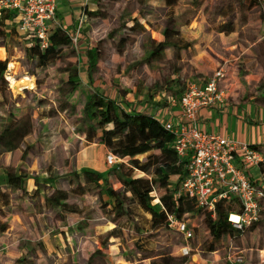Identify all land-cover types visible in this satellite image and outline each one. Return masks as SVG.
<instances>
[{
    "label": "rangeland",
    "instance_id": "rangeland-1",
    "mask_svg": "<svg viewBox=\"0 0 264 264\" xmlns=\"http://www.w3.org/2000/svg\"><path fill=\"white\" fill-rule=\"evenodd\" d=\"M106 1L92 0V7L96 9L97 3L103 4ZM148 1L152 3V15L140 20L144 31L139 29L137 32H132L128 29L132 25L129 22L130 18L137 13L136 0H119L105 20L84 18L80 30L81 39L78 40L75 48L76 58L73 62L77 66L79 78L87 82V85L80 81V87L72 95H70L72 86L60 84V76L55 67L48 71H36L34 63L25 56V49L33 43V40H25L17 33L15 17L4 14L6 40L3 41V46L0 41V60L16 65L14 73L8 72L7 75L13 76L15 80L28 77L34 85L32 90L17 91L5 80L8 105L31 113L35 124L33 134L28 137L20 152L0 156L3 158L4 163L0 159V164L3 163V166L20 168V164H24L26 169L22 170L28 176L25 192L21 195L26 203L14 204L5 210V214L11 215L9 219L12 228L8 233L11 256L18 257L20 253L22 256L26 253L42 254L50 251V257L46 258L43 264H88L89 257L96 250H101V254L91 264H148L150 259L141 260V258L174 254L182 244H189L195 249L199 247L201 250L204 242L209 240L204 225H200L199 221L191 217L188 218L190 225L199 227L195 229L194 238L189 242H185L173 229L151 226L149 217H143L142 214H140L141 219L136 221L138 226L136 229L128 227L124 221L116 220L114 206L99 207L95 197L90 194L71 195L70 202L79 208L80 213L67 215L65 221H60L54 211L44 208L40 203V196L32 201L29 193L26 192L31 186L28 185V179L34 181V178L42 177L45 171L55 178L64 177L68 174V168L72 171L90 169L108 178L114 189L122 190L121 184L113 177V173L118 169L108 168L103 162L106 153L110 151L100 147L96 142L89 149H85L87 144L78 138L80 137L77 133L78 127L73 125L70 113L59 110V105L67 98H71V101L79 100L77 110H81L88 97L93 92H98L113 99L128 112L146 113L150 109L157 112L160 108H170L171 100L179 99L188 84L198 86V82L206 83L212 78V73H208L209 69L204 71L196 63L194 57L197 52L191 47L187 52L180 54V60L173 59V50L170 49L164 52L161 60H152L150 65L143 61L149 55L148 51L161 43L162 37L159 31L163 26L164 15L168 12L167 9H161L158 0H143L144 3ZM233 1L200 0L201 6L194 8L191 6L192 0H179L172 14L183 15L185 18L197 15L199 18L195 20L196 23L202 22L201 25L218 29L223 22V18L216 15L218 10ZM262 16L263 11L258 17L253 15L252 26H256L258 18L262 19ZM185 20L183 19V22ZM191 24L196 25L194 22ZM124 32H128L135 41L125 47L123 55H119L115 46L119 36ZM187 38L190 39L189 35L183 36L185 42ZM81 40H84L86 45H95L98 42L101 44L102 53L98 57L97 66L91 77H87L86 62L79 44ZM212 42L219 44L214 39ZM221 48L219 44L215 51L222 52ZM222 65L214 69L217 71L223 68ZM244 69L242 67L240 71ZM224 70L226 72V69ZM65 76L62 78L63 82L66 81ZM227 99L226 97L225 101ZM40 101L43 104H40ZM4 105L0 102V117H6L8 107ZM49 110H55L51 117L39 120L38 114ZM27 146L30 149L23 159L22 155ZM4 158H7V161H4ZM138 159L144 162L145 156ZM120 164L127 165V160L119 162L118 165ZM134 176L144 177L137 171L134 172ZM175 180L176 177L170 179L171 189L177 185ZM62 185L66 186V183L63 182ZM17 200L18 197H13V201ZM103 204H111L110 199L105 196ZM231 206L232 212H237L238 205L232 202ZM114 228L117 237L107 239L106 235ZM39 230L46 232L45 241L33 242L30 234ZM233 258L234 260L242 258L243 264L246 261L244 253L240 251H235ZM17 261L18 264H35L34 260L28 261L24 257H19Z\"/></svg>",
    "mask_w": 264,
    "mask_h": 264
},
{
    "label": "trees",
    "instance_id": "trees-1",
    "mask_svg": "<svg viewBox=\"0 0 264 264\" xmlns=\"http://www.w3.org/2000/svg\"><path fill=\"white\" fill-rule=\"evenodd\" d=\"M119 0H107L103 4L97 3L94 11H84L85 17L90 19L105 20L109 17L115 3ZM131 1V0H129ZM161 9H167L164 15L163 28L161 30V43L148 51L149 55L145 60L151 64L152 60H161L164 52L173 50V59L180 60L181 53L187 52L191 42L183 40L180 27L188 25L190 18L183 15L175 16L173 9L179 0H158ZM136 12L129 22L132 24L128 29L137 32L145 30L140 23L141 19L152 15L151 2L136 0ZM191 6L199 8L200 0H192ZM264 8V0H234L225 8H220L216 14L223 18V22L217 29L223 34H231L243 27L248 20V15ZM183 19H186L183 22ZM189 19V20H187ZM5 16L0 18V41L6 40L4 30ZM125 29L123 28L122 31ZM121 32V31H119ZM11 39L13 37L11 36ZM49 45L41 50L37 43L33 42L25 49L27 60L34 63L36 71H48L55 67L60 76V84L71 85L70 95L80 87V78L77 66L73 62L76 58V50L71 42L70 36L62 29H56L49 35ZM135 38L124 32L119 36L116 43V51L123 55L125 47L134 42ZM1 43V42H0ZM101 44L89 45L84 52L86 72L91 77L95 70L98 57L102 53ZM7 61L0 60V102L8 107L6 117H0V156L13 155L20 152L26 144V138L35 129L34 119L31 113L23 112L21 108L8 105V98L5 94L7 82L4 74L7 69ZM66 75V76H65ZM66 77L63 82L62 78ZM72 97V96H70ZM43 104L42 101L39 102ZM79 100L71 101V98L59 105V110L69 112L73 125L78 127L77 133L87 145L102 143L105 148L122 160H127V165L120 164L118 170L113 173L122 186V190H116L110 184L108 178L90 171H71L62 178H55L47 172V177L34 178L36 186L35 195L40 189L44 190L49 186V192L43 193L44 206L56 213L60 221H65L67 215L79 214V208L70 202V196H85L90 194L95 197L98 206L105 208L114 206L116 220H122L128 227L136 229V221L143 217H149L150 225L158 228H169L168 215H173L178 221L189 222L188 218H195L200 225H204L209 234V240L203 244L202 251L214 252L224 247L223 243L232 236H238V231L232 229L228 220L232 212L231 203L235 200L221 201L216 204L215 218L209 213H203L196 208L195 202L183 196L175 197L179 182L184 176V162L180 161L173 149L174 136L165 130L159 119L152 115L140 112H128L121 108L113 99L93 92L81 110H77ZM55 110H49L38 114L39 120L51 117ZM256 148V146H251ZM27 146L22 158L29 151ZM258 149V148H256ZM259 150V149H258ZM145 156V161L138 158ZM140 172L144 177L134 176V172ZM264 173V166L260 167ZM177 176V185L170 188V179ZM28 176L21 168L5 166L0 169V203L7 207L12 200V194L18 192L22 195L25 192V183ZM65 182L67 190L62 188ZM152 193L157 194L159 204H154ZM108 197L111 204H103L104 197ZM238 205V204H237ZM237 212H240L239 206ZM193 238L195 229L199 226L191 224ZM7 225L0 226L4 232ZM170 229V228H169ZM116 228L109 231L107 239L116 238ZM105 247V244H104ZM96 250L90 257L88 264L101 254ZM156 256L142 257L141 260L155 258ZM158 257V256H157ZM186 257V256H183ZM184 258H177L171 254H164L150 261L149 264H183Z\"/></svg>",
    "mask_w": 264,
    "mask_h": 264
},
{
    "label": "crops",
    "instance_id": "crops-1",
    "mask_svg": "<svg viewBox=\"0 0 264 264\" xmlns=\"http://www.w3.org/2000/svg\"><path fill=\"white\" fill-rule=\"evenodd\" d=\"M91 1L57 0L56 14L59 29L71 35L79 25L82 27L85 9L87 8L89 11L95 10ZM261 11H263L262 19L259 17L257 25L252 26L251 17L253 15L258 17ZM197 18L199 16L191 15L188 25L180 27V31L182 36L189 35L190 39L187 38L186 42H191V48L197 52L194 59L204 71L209 69L208 73H212L213 76L216 71L214 67H219L220 64H223L222 66L227 72V79L224 85L228 98L224 103L217 106L200 109L197 117V126L200 130L207 133L227 136L237 142L256 146L264 154V8L248 15L247 23L243 27L227 35L218 32L217 29L201 25L202 22L196 23L195 20ZM193 22L197 26H192L191 23ZM159 32L161 33V31ZM213 39L219 42L222 52L218 53L215 51L219 44H213ZM79 44L84 55L89 45H86L84 40H81ZM242 67L245 69L240 71ZM80 81L82 84L87 85V82H84L82 78H80ZM206 83L204 81L198 82V86L202 87ZM171 107L160 108L157 112L150 109L144 114L152 115L156 119L164 121L175 120L179 117V108L176 105ZM78 138L81 141L83 140L80 137ZM97 144L105 149L102 143ZM93 145L94 143L86 145L85 149H89ZM104 154L105 151L102 154L103 157ZM0 159L3 162V158ZM4 161H7V158H4ZM103 162L105 161L103 160ZM3 163L0 164V167L4 165ZM262 166H264V163L258 168L249 169V176L252 179L264 176V173L260 171ZM20 168L26 169L24 164H20ZM68 170V173L72 171L70 168ZM86 171L92 172L90 169H86ZM42 177H47L46 171L42 173ZM175 181H177V176ZM27 182L28 185H31L26 190L30 195L29 197L32 198L31 200H37L40 196V203L44 206L43 193L45 190L49 192V186L35 195L36 186L34 181L28 179ZM62 188L68 189L64 185H62ZM13 197H18V200L13 201ZM21 197L18 192H15L12 194V200L7 207H3L0 203V226L7 225L4 232L0 231V264H18L17 260L19 257H24L28 261L34 260L35 264H43L46 262V258L50 257V251L42 253L43 255L37 252L36 254L26 253L22 256V253H20L18 257L15 256L16 258L9 254L10 244L8 240L10 236L8 237V233L12 225L9 219L11 215L5 214V210L14 204L19 205L22 202L25 204V199ZM238 234V236L229 237L223 243L224 247L214 252L209 253L199 250V247L195 249L191 248L189 244H182L178 248V252L171 255L179 259L184 258L185 262L183 264H234V253L235 251H240L245 256L246 261L244 264H264V208L259 221L249 230L243 233L238 232ZM30 237L33 242L45 241L46 232L44 230L32 231ZM184 246H187L190 250V254L186 257H182L180 253L181 248ZM156 258L158 257L151 258L150 261ZM147 263L149 264L150 262Z\"/></svg>",
    "mask_w": 264,
    "mask_h": 264
},
{
    "label": "built area",
    "instance_id": "built-area-1",
    "mask_svg": "<svg viewBox=\"0 0 264 264\" xmlns=\"http://www.w3.org/2000/svg\"><path fill=\"white\" fill-rule=\"evenodd\" d=\"M56 9L57 0H0V18L4 14L15 17L17 32L25 40H33L41 50L48 47L51 32L59 28ZM80 30L81 25L69 34L75 48ZM9 65L7 63L4 74L8 83L13 78L7 75L8 72L14 73ZM226 79L224 68H219L204 86L188 84L179 99L171 100V104L179 108V117L160 121L174 136L173 149L177 158L184 162L185 173L175 197L183 196L194 201L198 210L209 213L213 218L217 203L235 200L240 212H231L228 220L233 230L243 233L259 221L264 208V176L252 179L248 174L249 169L264 163V154L250 145L207 133L197 126L200 109L225 102ZM104 161L108 168L117 169L123 160L107 152ZM151 196L153 203L159 204L157 194L152 193ZM233 215L237 220L232 219ZM167 220L169 228L180 234L185 242L193 239L189 222L178 221L173 215H168ZM189 254L190 250L184 246L181 255ZM234 264H243V259H235Z\"/></svg>",
    "mask_w": 264,
    "mask_h": 264
},
{
    "label": "bare ground",
    "instance_id": "bare-ground-1",
    "mask_svg": "<svg viewBox=\"0 0 264 264\" xmlns=\"http://www.w3.org/2000/svg\"><path fill=\"white\" fill-rule=\"evenodd\" d=\"M9 67L10 69H12V71H14L16 68V65L13 63H10ZM10 83H11V88L17 91H23L25 89L32 90L34 88V85L31 82V79L28 77H24L19 80H15L14 78H11ZM232 219L237 220V217L233 215Z\"/></svg>",
    "mask_w": 264,
    "mask_h": 264
}]
</instances>
